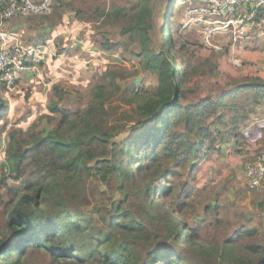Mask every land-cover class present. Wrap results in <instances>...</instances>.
Wrapping results in <instances>:
<instances>
[{
	"label": "trees",
	"instance_id": "trees-1",
	"mask_svg": "<svg viewBox=\"0 0 264 264\" xmlns=\"http://www.w3.org/2000/svg\"><path fill=\"white\" fill-rule=\"evenodd\" d=\"M89 1L71 3L80 15ZM172 2L157 35V0H94L90 6L104 23L139 38L140 62L155 75L153 84L122 85L119 78L132 72L105 68L83 107L64 106L66 90L53 85L57 97L38 117L45 125L34 120L25 129L8 130L0 162V264H264V230L263 240L244 241L259 228L222 229L217 218L190 222L199 211L190 196L194 185L175 179L180 170L200 166L256 112L264 78L245 75L222 85L209 79L218 63H194L185 43L177 45ZM61 17L60 11L44 15L45 32ZM262 17L264 4L253 20ZM38 38L45 42V36ZM121 44L106 39L101 46L113 51ZM92 174L117 178L119 196L110 202L108 218L98 206L97 218L78 206ZM198 201L206 216L220 208L216 200ZM259 207L264 217V200Z\"/></svg>",
	"mask_w": 264,
	"mask_h": 264
},
{
	"label": "rangeland",
	"instance_id": "rangeland-1",
	"mask_svg": "<svg viewBox=\"0 0 264 264\" xmlns=\"http://www.w3.org/2000/svg\"><path fill=\"white\" fill-rule=\"evenodd\" d=\"M111 1L128 5L133 0H108ZM157 1L154 14L155 35L159 33V26L164 23V15L171 5V0ZM226 1L174 0L173 9L169 14L173 38L177 45L182 41L185 43L188 51L193 53L191 56L194 63L203 61L204 58L216 61L217 75L209 79L217 80L221 85L229 79H239L245 75L257 74L264 78V17L259 21L253 20V0H241L224 6ZM71 2L72 0H61V8L54 6L53 12L48 15L51 18L60 11L62 17L52 28L53 31L48 32L45 42L43 41L49 44L46 59L30 73L29 79L20 81L21 75L18 82L10 88L0 82V110L4 108V104L6 106L0 115V162L5 157L9 129H25L34 120L38 121L40 127L45 125L38 117L47 112L49 101L57 97L53 92V85L66 90L62 99L63 105L76 110L86 104L90 88L105 68L111 73L116 69L132 72L124 78H119L122 85H150L155 81V75L141 65V42L134 33L129 30L123 34L120 33L119 26L104 23L103 18L100 19L90 7L94 0H90L88 6L80 8V15L75 11L78 8ZM194 7H202V11H195L192 9ZM89 16L95 18L89 20ZM228 18L235 20H232L231 28L225 31L209 32L212 28H206L210 21ZM17 22L24 25V29L20 30L21 36L15 28L13 30L24 44L32 39L37 40L38 32L34 33L30 26L48 24L44 15L16 16L11 19L10 26L14 27ZM106 39L112 42L121 41L122 44L117 49L108 51L101 46ZM213 43L222 47L213 48ZM237 131L238 135L235 134ZM262 147L264 98L261 106L256 108V112L247 122L239 124L236 131L226 134L225 139L217 143V149L212 150L200 166L192 170H180L175 176V179L180 180L188 178L194 185L190 196L194 198L193 205L199 211L189 219L190 222L196 219L211 221L217 218V225L222 229H231L242 224L255 226L259 228L258 234L246 235L244 241L253 237L262 239L264 226L259 224V220L263 222L264 217L260 215L259 205L264 200V187L249 189L244 171L246 162L254 158ZM8 182L12 185L18 184L15 179H8ZM198 184L202 186L201 194ZM116 186L117 178L114 175L104 181L99 175L92 174L86 180V191L81 195L78 206L93 213L95 218L98 213L93 211V207L98 206L108 218L112 214L110 202L119 196ZM1 193L5 195L4 190ZM199 199L205 200L204 203L208 199L216 200L220 208L206 216ZM96 222L103 225L101 220ZM209 231H212V228H209Z\"/></svg>",
	"mask_w": 264,
	"mask_h": 264
},
{
	"label": "built area",
	"instance_id": "built-area-1",
	"mask_svg": "<svg viewBox=\"0 0 264 264\" xmlns=\"http://www.w3.org/2000/svg\"><path fill=\"white\" fill-rule=\"evenodd\" d=\"M204 1V0H201ZM241 0H227V4H234ZM254 10L264 4V0H253ZM0 3V82L10 88L19 80L22 72L29 67H36L46 59L49 44L35 42L24 44L18 39L17 33L10 26L11 19L22 15H50L61 4V0H2ZM195 11H202V7H194ZM223 12V9L222 11ZM232 20L210 21L206 28L209 32L225 31L231 28ZM220 44L213 43V48L220 49ZM246 182L251 190L264 187V147L244 166Z\"/></svg>",
	"mask_w": 264,
	"mask_h": 264
},
{
	"label": "crops",
	"instance_id": "crops-1",
	"mask_svg": "<svg viewBox=\"0 0 264 264\" xmlns=\"http://www.w3.org/2000/svg\"><path fill=\"white\" fill-rule=\"evenodd\" d=\"M0 1H2V0H0ZM42 24V23H41ZM39 24L38 26H30L29 28L31 29V30H34V33L35 32H38V35H43V36H45V37H47V34H48V32H52L53 31V29H49V31H47V32H45V26H46V24L44 25V24ZM14 30H16L17 31V33L21 36V34H20V30L21 29H24V25H22L21 24V22H17L15 25H14V27H12ZM26 30L28 31V28H26ZM31 32H33V31H31ZM34 33H32V35L34 34ZM32 35H30L31 37H32ZM36 36V38H37V40H35V39H32L31 41H25L26 42V44H30V43H35V42H37V41H39V36ZM50 36V35H49ZM36 68L37 67H34V68H32V67H29V68H27L25 71H24V74H22V76H21V78H20V81H24L25 79L24 78H28L29 79V77H30V73L32 72V71H34V70H36ZM18 82V81H17Z\"/></svg>",
	"mask_w": 264,
	"mask_h": 264
}]
</instances>
